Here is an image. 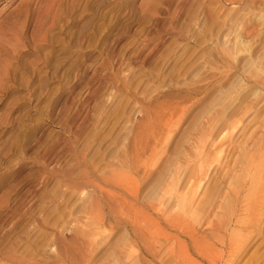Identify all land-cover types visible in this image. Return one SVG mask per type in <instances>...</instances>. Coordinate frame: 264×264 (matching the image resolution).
I'll use <instances>...</instances> for the list:
<instances>
[{
    "label": "rangeland",
    "instance_id": "374dc122",
    "mask_svg": "<svg viewBox=\"0 0 264 264\" xmlns=\"http://www.w3.org/2000/svg\"><path fill=\"white\" fill-rule=\"evenodd\" d=\"M0 264H264V0H0Z\"/></svg>",
    "mask_w": 264,
    "mask_h": 264
}]
</instances>
